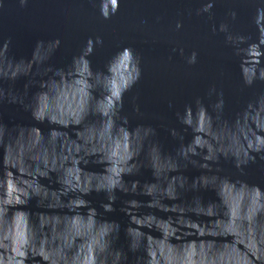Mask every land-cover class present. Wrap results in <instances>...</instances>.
Here are the masks:
<instances>
[{"label":"clouds","instance_id":"clouds-1","mask_svg":"<svg viewBox=\"0 0 264 264\" xmlns=\"http://www.w3.org/2000/svg\"><path fill=\"white\" fill-rule=\"evenodd\" d=\"M250 2L254 10L249 16V26L254 28V35L230 30L229 21L238 18L235 8L226 12V20L211 27L213 35L223 34L231 57L238 64L239 81L244 88L264 82V0ZM18 3L23 8L28 0ZM215 3L216 0H199L195 15H206L211 20ZM119 6L120 0H98L100 18L108 20L115 16ZM181 27L178 20L175 29ZM10 44V38L0 42V82H15L24 77L26 83L22 93L13 91L11 86L7 90L0 87V102L22 106L32 121L46 122L49 128L45 141L35 125H14L12 135L0 123L5 169L0 178V264H216L212 257L193 260L191 252L184 256L171 247L166 251L163 240L156 241L142 230L151 227L153 218L137 215V209L180 202L195 205L200 211L206 206L211 214L218 201L228 208L231 221L237 219V208L246 209L242 219L247 221L251 260H237L235 264H264V220L255 224L258 234L253 220L258 213L264 215V189L242 178L250 163L257 158L264 161V93L246 100L231 119H226L224 93L210 87L207 95H214V101L205 104L196 97L182 111L174 112L180 127L167 131L178 146L169 153L155 139L154 127L141 123L132 126L124 114L125 96L142 75L141 59L132 48L124 46L116 50L101 71L93 70L89 60L94 46L103 44L100 36L87 38L79 53L60 67L50 63L61 44L59 38L37 39L27 60L7 57ZM179 54L184 55L183 49ZM185 62L196 64L197 52H190ZM30 86L36 90L25 104L24 96ZM133 111L139 113V106ZM55 126H61V130ZM75 126L83 131H77ZM74 131L75 139L69 140ZM185 135L191 137L187 142ZM57 138L62 145L65 142L70 145L69 155L61 154L59 163L54 151L49 161L45 147V143L54 146ZM89 156L94 159L89 161L86 159ZM25 161H35V166ZM221 161L230 162L235 171L224 174ZM89 164L99 166L100 170L82 174V168ZM189 166L200 173L191 180L183 174ZM9 169L31 179L14 175ZM141 169L150 171V182L125 180L139 176ZM37 177L45 178L52 190L38 182ZM204 191L214 193L215 199L202 200L198 193ZM189 192L194 195L186 200L185 194ZM93 193L103 194L100 211L86 199ZM34 198L37 206L66 210L65 214L39 213L30 219V201ZM118 199L120 204L115 208ZM116 211L127 217L123 228L121 223L107 218L106 214ZM121 231L126 248L117 246ZM171 234L166 230L165 239Z\"/></svg>","mask_w":264,"mask_h":264},{"label":"water","instance_id":"water-1","mask_svg":"<svg viewBox=\"0 0 264 264\" xmlns=\"http://www.w3.org/2000/svg\"><path fill=\"white\" fill-rule=\"evenodd\" d=\"M97 4L98 0H28L26 6L21 8L18 0H3L0 6V42L4 38L11 39L6 56L27 60L37 39L50 41L59 38L61 44L54 51L50 63L60 67L79 53L87 38L95 39L100 36L103 44L94 46L89 60L93 70L102 71L104 64L116 50L124 46L132 48L141 59L142 75L138 84L125 96L124 114L129 117L132 126L141 123L154 127L157 132L155 139L161 144L162 150L169 153L174 152L178 146V142L167 131L170 127H180L174 112L182 111L196 97H200L205 104L214 101V95H207L210 87L214 86L224 93L226 119H231L246 100L258 93H264V82L254 83L249 88L240 84L238 64L232 59L230 48L225 45L223 34L213 35L211 32L212 25L226 20V12L235 8L238 18L236 21H229L230 30L247 31L254 35V28L249 26V16L254 10L250 0H216L211 20L206 15H195L199 0H120L117 14L108 20L100 18ZM178 20L182 27L176 30L175 23ZM174 48L176 52L172 51ZM180 49L184 51L183 56L179 54ZM192 51L197 52V63L187 65L185 58ZM25 83L26 78L21 77L15 82H0V87L7 90L11 86L13 91L22 93ZM35 90V86L29 87L28 95L24 96L25 104L30 102L31 94ZM135 106H139V113L133 111ZM0 123L6 125L12 135H15L14 125H35L41 130L45 141L48 139L49 125L46 122L36 124L30 114L18 104L0 102ZM55 127L58 131L61 130V126ZM75 127L77 131H83L80 126ZM27 137L28 132L25 131L24 140ZM190 138V135H185V142ZM71 139H75V131L69 136V140ZM80 142L77 140V143ZM45 147L49 161L53 151L57 156V163L61 154L69 155L70 145L67 142L62 145L60 138H57L54 146L45 143ZM82 154L81 152L80 155ZM2 159L3 147L0 146V178L5 175ZM86 159L91 161L94 157L89 156ZM25 163L35 166V161ZM220 167L224 174L235 171L230 162L221 161ZM9 170L21 178L31 179L22 176L15 169ZM87 170L100 169L99 166L89 164L82 168V174ZM245 172L243 179L264 189V161L257 158L255 163L248 165ZM183 174L191 180L200 173L189 166ZM44 179L37 177V181L45 183L44 186L51 191L50 185ZM128 179H139L143 183L150 182L152 178L150 171L141 169L139 176L125 177V180ZM198 194L204 201L215 199L214 193L210 191ZM117 195L120 196L119 193ZM192 195L194 193L189 192L184 198L191 199ZM86 199L91 200L93 206L100 211L99 201L103 199V194L93 193ZM119 204L118 199L114 207L118 208ZM65 211L37 206L36 198L30 201V219L33 214L39 213L63 216ZM236 212L237 219L231 221L228 208L222 201L217 202L211 214H208L206 206L204 211H200L195 205L180 202H162L159 207L145 206L137 209V215L153 218L151 227L142 230L156 241L163 240L166 251L167 247H171L184 256L191 252L193 260L212 257L216 264H235L237 260H251V252L247 247V221L242 219L246 209L241 206ZM106 215L108 219L121 223L122 228L127 222V217L119 211ZM253 220L254 230L258 234L255 224L264 220V215L258 213ZM166 230H170L172 234L165 239ZM117 246L126 248L123 231ZM131 258L132 254L129 253V259Z\"/></svg>","mask_w":264,"mask_h":264}]
</instances>
